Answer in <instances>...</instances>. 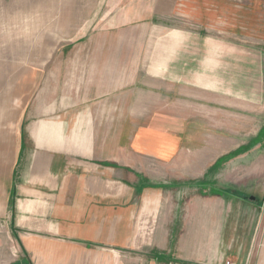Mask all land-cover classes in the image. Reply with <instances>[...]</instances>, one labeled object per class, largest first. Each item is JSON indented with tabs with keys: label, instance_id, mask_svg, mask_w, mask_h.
Returning <instances> with one entry per match:
<instances>
[{
	"label": "crops",
	"instance_id": "crops-1",
	"mask_svg": "<svg viewBox=\"0 0 264 264\" xmlns=\"http://www.w3.org/2000/svg\"><path fill=\"white\" fill-rule=\"evenodd\" d=\"M175 8L198 28L244 36L254 29L258 44L241 47L226 37L196 34L177 38L175 48L162 54L167 62L160 74L178 77L183 121L196 119L201 109L194 99L210 97L219 85L215 77L232 74L226 70L233 61H241L248 79L256 78L257 91L264 90V0H176ZM96 55L91 68L97 77L81 79L86 90L42 93L23 109L16 152L0 185L18 242L13 263L264 264V255L254 253L264 246L228 240L229 197L185 189L184 180L199 178L201 169L185 166L180 156L200 153H186L180 137L151 126L133 130L123 144L122 119L138 122L131 110L137 103L114 94L119 64L99 62L119 57ZM49 56L42 52L40 61ZM17 77L0 93V137L15 118L10 96ZM259 108L247 107L257 115L264 110ZM204 112L215 113L210 106ZM260 129L264 134V123Z\"/></svg>",
	"mask_w": 264,
	"mask_h": 264
},
{
	"label": "rangeland",
	"instance_id": "rangeland-1",
	"mask_svg": "<svg viewBox=\"0 0 264 264\" xmlns=\"http://www.w3.org/2000/svg\"><path fill=\"white\" fill-rule=\"evenodd\" d=\"M175 7L176 0H0V93L18 74L10 96L15 105L10 111L15 118L0 137V151L6 159L0 163V185L16 152L22 112L28 101L42 93L48 97L53 92L61 95L86 90L81 79L87 74L97 77L91 68L98 62L96 53L115 55L119 59L99 62L119 64L121 82L114 94L122 102L137 103L131 110L136 111L138 122L129 124L122 119L123 144L130 132L144 126L180 137L179 147L188 150L186 153H200L194 159L187 154L180 156L185 166L198 164L201 169L199 178L184 180L185 189L192 191L193 187L203 195L223 193L229 197L228 240L238 245L264 246V137L259 138L264 135L260 132L264 110L257 115L247 109L250 105L264 109V90L257 91L256 78L248 79L241 61H233L226 70L232 74L215 77L219 85L208 93L210 97L194 99L201 109L196 119L183 121L178 115L182 107L176 105L177 99H183L177 90L178 77L160 74L167 62L161 59L162 54L175 48L178 37H226L247 47L258 45L254 29L244 36L235 31L224 34V29L198 28L178 17ZM46 51L50 56L41 62V54ZM220 68L216 71H223ZM203 94L207 93L201 92V97ZM105 96L113 98L111 92ZM208 106L213 115L204 112ZM128 110L122 108L121 115H128ZM199 181L201 186H197ZM205 181L210 185L205 186ZM8 215L3 204L0 264H12L19 253ZM254 253L264 255V248Z\"/></svg>",
	"mask_w": 264,
	"mask_h": 264
},
{
	"label": "trees",
	"instance_id": "trees-1",
	"mask_svg": "<svg viewBox=\"0 0 264 264\" xmlns=\"http://www.w3.org/2000/svg\"><path fill=\"white\" fill-rule=\"evenodd\" d=\"M243 148H244V147H242L241 150H243ZM228 156H229V155L224 156V157L222 158V160H225ZM219 195H220V194H219ZM222 196H224L223 193H222ZM244 197H246V196H244ZM28 263H29V262H28ZM12 264H17V263H12Z\"/></svg>",
	"mask_w": 264,
	"mask_h": 264
},
{
	"label": "built area",
	"instance_id": "built-area-1",
	"mask_svg": "<svg viewBox=\"0 0 264 264\" xmlns=\"http://www.w3.org/2000/svg\"><path fill=\"white\" fill-rule=\"evenodd\" d=\"M226 264H233L231 261H226Z\"/></svg>",
	"mask_w": 264,
	"mask_h": 264
}]
</instances>
